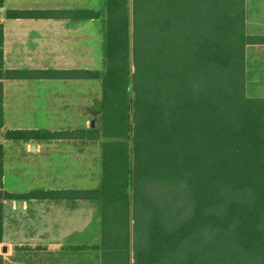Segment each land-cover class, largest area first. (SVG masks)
I'll use <instances>...</instances> for the list:
<instances>
[{
	"label": "trees",
	"instance_id": "16d2710c",
	"mask_svg": "<svg viewBox=\"0 0 264 264\" xmlns=\"http://www.w3.org/2000/svg\"><path fill=\"white\" fill-rule=\"evenodd\" d=\"M244 4L105 0L102 74L4 70L0 51V81L100 79L102 118L91 134L101 139L97 188L0 191V199L97 204L99 242L73 248L97 264H264V98L249 94L246 73V47L264 37L247 36ZM61 13L101 16L93 9ZM1 103L2 85L0 126ZM83 134L7 130L5 138Z\"/></svg>",
	"mask_w": 264,
	"mask_h": 264
},
{
	"label": "crops",
	"instance_id": "0c3cea01",
	"mask_svg": "<svg viewBox=\"0 0 264 264\" xmlns=\"http://www.w3.org/2000/svg\"><path fill=\"white\" fill-rule=\"evenodd\" d=\"M247 36L264 37V0H244ZM91 0H0V51L3 69L92 70L93 34L87 26L98 20H80L66 10L93 9ZM40 10L44 14L20 17L8 11ZM247 86L250 95L264 98V44L246 47ZM91 79L2 80L3 114L39 119L32 125L11 130L74 131L92 123L91 93L86 98L84 83ZM9 90L6 86L8 83ZM61 83L76 85L60 90ZM79 85L83 87L80 89ZM79 111L85 119L81 127L55 129L52 119ZM41 124V125H39ZM5 151L0 177L5 181L32 180L31 190H87L97 188L100 175L93 177V144L86 140L51 139L17 142L3 138ZM13 150L11 153H7ZM97 169L100 147L95 148ZM97 181V182H96ZM96 184V187L93 185ZM20 211L32 213L27 224L5 230L9 234L8 256L4 263L15 264H97L94 256L74 251L75 246L97 244L92 232L91 209L98 205L82 200L30 199L17 201ZM98 221V220H97ZM100 221H98L99 223ZM7 231V232H6ZM18 248V249H17ZM7 247L4 248V251ZM77 252V253H76ZM77 254L82 256H77ZM76 257L83 258L75 263ZM93 262V263H92Z\"/></svg>",
	"mask_w": 264,
	"mask_h": 264
},
{
	"label": "rangeland",
	"instance_id": "374dc122",
	"mask_svg": "<svg viewBox=\"0 0 264 264\" xmlns=\"http://www.w3.org/2000/svg\"><path fill=\"white\" fill-rule=\"evenodd\" d=\"M92 1V8L95 11H100L101 16L98 20L94 21L91 26H87V29H90L93 34V52H92V70L99 71L100 74L104 72L105 69V59H104V37H105V0H91ZM11 83L9 82L6 86L7 90H9V85ZM76 85H73V83H61L58 87L60 90H67L70 87H74ZM80 89L83 87L82 85H79ZM85 92H86V98H88V95L91 93L92 98V123L89 125V128L84 131V134L82 135V138H76V139H69V140H86L90 141L93 144V177L94 180L96 175H101V139L100 138H91V134L95 135L93 132L95 130L100 129L101 127V80H86L84 83ZM250 94V92H249ZM85 114L81 113L79 111L75 112H69L67 115L63 113L62 115L58 116L57 118H51L52 122L51 125L55 127V129H64L67 127H81V125L84 122ZM34 121H37L39 123L40 118H34L30 116H18L14 117L12 114L6 113V115L3 114L2 119V125L0 126V137L1 141L5 138V132L7 130L13 129L12 127L17 126H26L32 125ZM41 125V124H39ZM77 131V130H74ZM6 139V138H5ZM8 140V139H7ZM31 141V140H29ZM29 141H17V142H29ZM99 145L100 147V161H99V168L97 169L96 159H95V148ZM13 150H9L7 153H11ZM5 156V151L3 150L2 146L0 145V167L2 166L1 162H3ZM3 158V160H2ZM10 178L7 177V180L5 181L3 178L0 177V191L3 193H11L13 195H21L26 192L27 187H30V185H35V182H32V180L29 181H23L17 182L14 180H9ZM97 182V181H96ZM100 185V179L96 183ZM96 184L93 185L96 187ZM32 191V190H31ZM17 199H0V256H8L7 251L9 250V234L8 232L5 235V230L7 227L10 226V224H13V227H16L19 224H27L29 221V217H34V215L31 213H26L24 211H20V208L17 206ZM91 218L92 221V232L95 234L97 230L100 228L97 227L100 226V210L98 207V211L96 208L91 209ZM98 220V221H97ZM17 226V227H18ZM11 227V226H10ZM93 240H97V243L100 240V234L98 236H93ZM8 241V242H7ZM85 246V245H83ZM90 246V245H89ZM7 247V250L4 251V248ZM78 252V251H77ZM76 252V253H77ZM82 254V252H80ZM84 253V252H83ZM86 254H90L86 252ZM92 254V253H91ZM93 255V254H92ZM77 256H82L77 254ZM83 258L76 257L75 263H82ZM8 264H15L12 261H8ZM67 264H72V261H67Z\"/></svg>",
	"mask_w": 264,
	"mask_h": 264
}]
</instances>
